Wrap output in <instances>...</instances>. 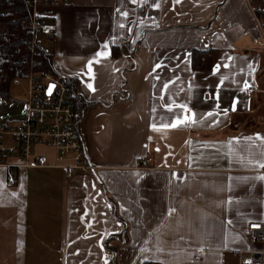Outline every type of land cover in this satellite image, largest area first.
Instances as JSON below:
<instances>
[{
	"label": "crops",
	"instance_id": "obj_1",
	"mask_svg": "<svg viewBox=\"0 0 264 264\" xmlns=\"http://www.w3.org/2000/svg\"><path fill=\"white\" fill-rule=\"evenodd\" d=\"M256 11L264 0L42 8L51 30L37 43L89 103L78 133L93 170L14 167L8 186L0 166V264H236L258 249L248 231L264 219ZM193 50L212 51L209 70L191 68ZM11 100L0 98L8 124L26 113Z\"/></svg>",
	"mask_w": 264,
	"mask_h": 264
},
{
	"label": "built area",
	"instance_id": "obj_2",
	"mask_svg": "<svg viewBox=\"0 0 264 264\" xmlns=\"http://www.w3.org/2000/svg\"><path fill=\"white\" fill-rule=\"evenodd\" d=\"M30 5V18L21 28L22 48L8 47L6 61L19 63L23 54L28 60L26 77L12 80L13 86L26 82L25 116L8 124L0 121V166L7 169L6 184H16L12 168L39 169L62 168L67 175L75 172L87 173L93 167L87 162L83 143L78 133V119L75 112V91L67 79L55 76L50 71L39 68L36 60L37 40L50 33V24L45 20L47 14L42 8L68 6L70 0H25ZM11 4L12 0H0ZM19 28V29H21ZM12 30L0 28V40L10 45ZM18 55L17 59L14 58ZM2 55V54H1ZM4 60V62H6ZM11 65V64H10ZM250 89L246 91L249 94ZM38 147L53 151V161L49 155L39 152ZM15 162L11 163L10 160ZM251 237L259 243V248L237 253L236 264H264V219L248 225Z\"/></svg>",
	"mask_w": 264,
	"mask_h": 264
},
{
	"label": "trees",
	"instance_id": "obj_3",
	"mask_svg": "<svg viewBox=\"0 0 264 264\" xmlns=\"http://www.w3.org/2000/svg\"><path fill=\"white\" fill-rule=\"evenodd\" d=\"M30 5L25 0H12L11 4L0 3V28H6L12 30L10 45H4L0 40V98L6 101L11 100L10 88L12 86V80L15 78L26 77L28 73V60L26 55L18 57L16 54L14 58L19 59V63L6 61L5 53L8 52V47L17 45L22 48L23 33L21 26L27 22L30 18ZM257 19L262 25L264 24V12H257ZM21 28V29H19ZM118 47H113L111 50V57L117 58L119 54ZM2 54V55H1ZM4 60L6 62H4ZM36 60L39 62V68L42 70L50 71L57 76L53 70V54L44 50L38 43L36 44ZM11 64V65H10ZM212 66V51L211 50H193L191 52V68L193 70H209ZM134 64H132V68ZM64 78V77H61ZM66 79V78H65ZM72 83L75 91V83L67 79ZM124 81V80H123ZM75 112L78 122L84 115V110L88 106L87 103H83L79 96L75 93ZM113 252V251H112ZM115 264V263H113ZM156 264V263H145Z\"/></svg>",
	"mask_w": 264,
	"mask_h": 264
},
{
	"label": "rangeland",
	"instance_id": "obj_4",
	"mask_svg": "<svg viewBox=\"0 0 264 264\" xmlns=\"http://www.w3.org/2000/svg\"><path fill=\"white\" fill-rule=\"evenodd\" d=\"M27 87L26 82L22 81L18 86H11L10 92L12 97L17 99L18 101L25 102L26 94L25 89Z\"/></svg>",
	"mask_w": 264,
	"mask_h": 264
},
{
	"label": "snow or ice",
	"instance_id": "obj_5",
	"mask_svg": "<svg viewBox=\"0 0 264 264\" xmlns=\"http://www.w3.org/2000/svg\"><path fill=\"white\" fill-rule=\"evenodd\" d=\"M89 87H91V86L89 85ZM183 119H184V120H187L188 117L185 116V117H183ZM180 120H181V118H180V117H177V121L179 122ZM193 122H194V121H193ZM176 126H177L176 123H173V124L171 125V127H176ZM256 139H259V140H261L262 142H264V137H260L259 135H257ZM237 142H238V141H237ZM260 166H261V167H264V164H261ZM262 179H264V178H262Z\"/></svg>",
	"mask_w": 264,
	"mask_h": 264
}]
</instances>
